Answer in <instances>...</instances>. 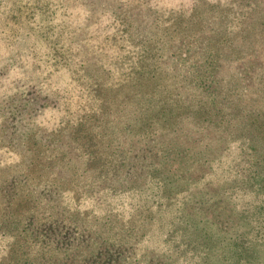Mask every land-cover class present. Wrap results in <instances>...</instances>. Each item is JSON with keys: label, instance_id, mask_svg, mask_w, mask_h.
<instances>
[{"label": "rangeland", "instance_id": "374dc122", "mask_svg": "<svg viewBox=\"0 0 264 264\" xmlns=\"http://www.w3.org/2000/svg\"><path fill=\"white\" fill-rule=\"evenodd\" d=\"M0 264H264V0H0Z\"/></svg>", "mask_w": 264, "mask_h": 264}, {"label": "trees", "instance_id": "16d2710c", "mask_svg": "<svg viewBox=\"0 0 264 264\" xmlns=\"http://www.w3.org/2000/svg\"><path fill=\"white\" fill-rule=\"evenodd\" d=\"M0 36H1V32H0ZM0 39H1V37H0Z\"/></svg>", "mask_w": 264, "mask_h": 264}]
</instances>
